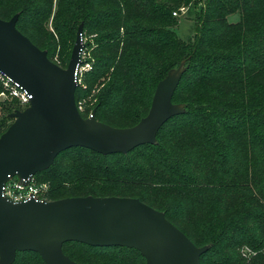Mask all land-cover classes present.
Masks as SVG:
<instances>
[{
    "label": "trees",
    "instance_id": "16d2710c",
    "mask_svg": "<svg viewBox=\"0 0 264 264\" xmlns=\"http://www.w3.org/2000/svg\"><path fill=\"white\" fill-rule=\"evenodd\" d=\"M2 1L0 19L19 14L18 30L64 69L72 55L69 35L77 39L80 21L83 40L97 35L93 66L86 87L78 83L76 103L80 108L93 95L96 120L115 128L133 127L146 117L159 82L186 61L173 96L185 112L163 125L156 144L128 154L66 150L34 176L36 184L48 186L45 199H139L163 212L197 247L211 244L201 264H264V216L254 219V235L238 225L241 237L204 238L193 225L195 211L188 214L177 205L186 200L205 206L216 189L254 191L264 202V0H59L50 35L45 27L53 0ZM192 4H201V10L195 41L186 43L174 31L179 23L174 13ZM237 12L240 22L230 23ZM3 90L0 83V94ZM18 110L23 108L16 100L0 101V136ZM80 113L90 115L84 108ZM200 167L207 171L205 186L199 183ZM244 247L255 252L249 260L240 253ZM63 251L78 264H146L138 250L127 247L70 242ZM14 264L45 263L37 253L18 252Z\"/></svg>",
    "mask_w": 264,
    "mask_h": 264
},
{
    "label": "water",
    "instance_id": "95a60500",
    "mask_svg": "<svg viewBox=\"0 0 264 264\" xmlns=\"http://www.w3.org/2000/svg\"><path fill=\"white\" fill-rule=\"evenodd\" d=\"M18 19L19 14L0 19V71L32 99L27 109L10 116L13 123L0 136V264H14L18 252L37 253L45 264H78L63 251L70 242L133 248L146 264H201L208 247H197L163 212L139 199L88 196L14 203L4 197L10 179L28 184L71 148L112 155L154 145L163 125L184 112L173 103L185 71L181 65L159 82L148 115L137 125L109 126L96 120V111L84 118L76 103L82 27L64 69L18 30Z\"/></svg>",
    "mask_w": 264,
    "mask_h": 264
},
{
    "label": "rangeland",
    "instance_id": "374dc122",
    "mask_svg": "<svg viewBox=\"0 0 264 264\" xmlns=\"http://www.w3.org/2000/svg\"><path fill=\"white\" fill-rule=\"evenodd\" d=\"M8 2L9 0H3L1 4L6 5ZM58 5H59V0H53L52 15L45 27L49 35L55 34L54 21H55L56 12L58 10ZM200 10H201V4H192L187 8H185L184 12L177 11L179 12V16L176 18L179 19V23L176 27H174V31L179 37V39H181L182 41L186 43H193L195 41L196 29L198 26V13L200 12ZM14 14L15 12L12 13L11 15L13 16ZM240 20H241V15L239 12L233 13L228 17V21L230 23H238L240 22ZM78 27L79 28L82 27L83 29L82 21H80ZM96 38L97 35L94 34L90 37L84 36V40H83L84 52L82 54V60L84 61V65H90L91 68L94 62L91 56L93 50L96 49V43L94 41ZM75 40H76L75 33L69 35L70 53H72ZM181 65H183V69H185L186 61H184ZM91 68L90 69L86 68L87 70H83V72L79 76V85L83 86V88L86 87L84 83L85 75L89 70H91ZM171 71L168 72L166 77L170 74ZM241 91L243 93L245 90H241ZM95 104H96V100L93 98V95L86 97L84 100H82V107L86 112L90 111V115L93 111ZM176 105H180L181 107H183V110L185 112V106L183 104H176ZM13 121L14 119H12V121H9V124H12ZM142 151H144V149L138 153H141ZM262 172H264V167L262 169ZM206 176H207L206 169L204 167H200L199 183L201 185L204 186L207 185ZM151 197L152 198L159 197L161 199V198H166L167 195L151 194ZM167 199L169 201L167 200L166 201L169 203L170 199L169 198ZM171 204H175V201L171 202ZM177 205H181L184 211L188 214H191L193 210L195 211L193 225L196 227L195 229L198 231L199 236L204 238H209L214 233H216V235H218L219 233L220 234L226 233L227 235L232 234L235 235L236 237H241L240 233H235V229L236 227H238V225H244L246 228H249L254 232L256 228V223L254 219L259 216H264V202L258 198V195L254 194V191L216 189L213 192L211 191L209 199H207L205 206H201L200 208H197L194 207V204H192L190 201H186V200ZM222 223L223 226L221 228H218V225ZM254 234L255 232L253 233V235ZM204 247H208L209 250L211 244L207 242L204 245ZM243 249H241L240 251L241 254ZM208 258L212 259L213 255L211 254L210 256L207 257V259Z\"/></svg>",
    "mask_w": 264,
    "mask_h": 264
},
{
    "label": "built area",
    "instance_id": "2783aa9c",
    "mask_svg": "<svg viewBox=\"0 0 264 264\" xmlns=\"http://www.w3.org/2000/svg\"><path fill=\"white\" fill-rule=\"evenodd\" d=\"M185 9H181V12H184ZM174 16L178 17L179 13H174ZM90 69V65H82L79 68L77 74V80L79 83V76L83 72V70ZM0 83L3 85V91L0 94V101H13L16 100L19 105L23 108L24 111L30 106V101L32 96L24 90L18 83L12 81L5 73L0 71ZM79 111L83 110V107L78 108ZM91 116V115H90ZM89 116V117H90ZM88 117V118H89ZM48 191L47 185H38L35 183L34 178L28 183L24 184L23 182L19 181L17 177L10 179L5 187L3 188V195L8 200L19 203V202H27L32 199L47 201L45 199V195ZM255 255L250 248L245 247L242 250V256L249 259Z\"/></svg>",
    "mask_w": 264,
    "mask_h": 264
},
{
    "label": "bare ground",
    "instance_id": "6f19581e",
    "mask_svg": "<svg viewBox=\"0 0 264 264\" xmlns=\"http://www.w3.org/2000/svg\"><path fill=\"white\" fill-rule=\"evenodd\" d=\"M24 181V180H23Z\"/></svg>",
    "mask_w": 264,
    "mask_h": 264
}]
</instances>
